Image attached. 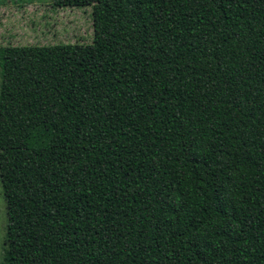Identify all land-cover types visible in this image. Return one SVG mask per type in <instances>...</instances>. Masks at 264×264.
<instances>
[{"label": "trees", "instance_id": "16d2710c", "mask_svg": "<svg viewBox=\"0 0 264 264\" xmlns=\"http://www.w3.org/2000/svg\"><path fill=\"white\" fill-rule=\"evenodd\" d=\"M51 6L92 40L0 47V264H264V0Z\"/></svg>", "mask_w": 264, "mask_h": 264}, {"label": "rangeland", "instance_id": "374dc122", "mask_svg": "<svg viewBox=\"0 0 264 264\" xmlns=\"http://www.w3.org/2000/svg\"><path fill=\"white\" fill-rule=\"evenodd\" d=\"M91 40L90 6L55 8L51 0H0V47L88 45ZM5 225L0 191V260Z\"/></svg>", "mask_w": 264, "mask_h": 264}]
</instances>
